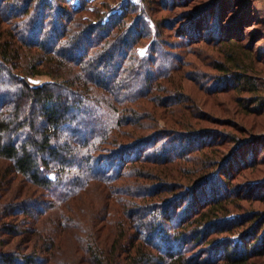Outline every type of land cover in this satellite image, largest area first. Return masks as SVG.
Segmentation results:
<instances>
[{"label": "trees", "instance_id": "16d2710c", "mask_svg": "<svg viewBox=\"0 0 264 264\" xmlns=\"http://www.w3.org/2000/svg\"><path fill=\"white\" fill-rule=\"evenodd\" d=\"M86 2L0 0V264H208L185 254L193 245L215 246L210 237L232 228L242 229L241 242L235 251L224 246L220 264H264V214L245 212L228 224L230 202L195 208L198 198L184 203L182 188L151 176L153 168L188 157L199 136L182 139L192 144L183 151L164 140L172 127L152 128L157 113L181 103L174 85L160 84H169L175 59L136 54L150 36L131 31L138 21L128 14L133 6L91 24L83 18ZM40 76L50 80L29 82ZM131 125L146 134L134 137L124 128ZM125 179L131 185H119ZM90 187L102 201L90 212L89 231L74 235L77 222L62 209L82 205ZM35 190L42 202L24 196ZM51 211L55 218L36 226ZM100 218L116 229L108 244L95 241ZM65 237L78 249L66 254L59 245Z\"/></svg>", "mask_w": 264, "mask_h": 264}, {"label": "rangeland", "instance_id": "374dc122", "mask_svg": "<svg viewBox=\"0 0 264 264\" xmlns=\"http://www.w3.org/2000/svg\"><path fill=\"white\" fill-rule=\"evenodd\" d=\"M70 2L77 6L83 0ZM86 4L89 13L83 18L91 24L133 6L134 12L128 14L138 21L131 31L135 30L138 36H150L139 41L136 54L145 61L158 62L164 54L175 59L173 71L166 74L169 84L164 79L160 84L174 85L181 103L172 113H157L152 128L172 127L173 136L164 140L168 145L181 143L183 151L192 144L186 145L182 139L192 134L199 136L192 137V140L197 138V143H193L188 157L153 168L151 176L182 188L184 203H193V198H198L195 208L200 202H230L225 213L228 224L245 212L264 214V0H87ZM133 37L129 43L137 39ZM49 80L46 76L29 78L35 85ZM124 128L134 137L146 134L132 125ZM120 142L135 141L122 138ZM129 156L132 158L133 154ZM159 172L166 176L164 180ZM131 183V179H125L119 185ZM20 184L16 181L14 187ZM24 196L37 202L44 200L37 190ZM80 197L82 205L69 202L62 209L65 216L71 213L77 222L74 235L89 231L90 212L102 201L94 187ZM47 214L50 215L43 214L35 222L36 226L41 222L49 224L56 216L55 211ZM100 219L93 226L95 241L97 245L108 244L114 239L116 229L105 227ZM242 232L240 228H232V234L213 235L210 238L218 241L215 246L201 249L193 245L192 253L185 255L195 261L204 257L212 261L208 264H220L224 246L235 245L232 247L235 251ZM76 244L67 237L59 242L66 254L78 249Z\"/></svg>", "mask_w": 264, "mask_h": 264}, {"label": "snow or ice", "instance_id": "6c2138e0", "mask_svg": "<svg viewBox=\"0 0 264 264\" xmlns=\"http://www.w3.org/2000/svg\"><path fill=\"white\" fill-rule=\"evenodd\" d=\"M142 54V53H141Z\"/></svg>", "mask_w": 264, "mask_h": 264}]
</instances>
